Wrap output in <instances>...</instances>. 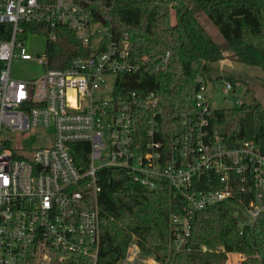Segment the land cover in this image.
Masks as SVG:
<instances>
[{"label": "built area", "instance_id": "obj_1", "mask_svg": "<svg viewBox=\"0 0 264 264\" xmlns=\"http://www.w3.org/2000/svg\"><path fill=\"white\" fill-rule=\"evenodd\" d=\"M108 13L105 0H0V33L6 35L0 37V264H62L75 254L97 264L101 215L95 197L103 167L129 169L140 185L170 187L180 195L170 214L177 248L189 242L196 211L231 203L242 228L264 213V147L249 138L229 141L212 128L205 116L212 106L207 80L199 78L198 113L181 112L168 131L157 118L154 91L143 96L150 115L144 129L136 93L115 98L116 76L139 71L150 58L132 57L127 38L110 39L103 48ZM45 23L70 27L91 55L50 68L44 54L38 58L47 65L41 76L13 77L14 59H33L24 38L38 32L29 25ZM48 37L57 39L54 33ZM223 91L232 92L233 83ZM243 102L236 97L232 106ZM39 127L51 130V144L34 148L30 137L15 145L18 135ZM84 142L86 157L78 145ZM141 252L133 237L120 264H137ZM227 256V264L248 258L242 252Z\"/></svg>", "mask_w": 264, "mask_h": 264}, {"label": "trees", "instance_id": "obj_2", "mask_svg": "<svg viewBox=\"0 0 264 264\" xmlns=\"http://www.w3.org/2000/svg\"><path fill=\"white\" fill-rule=\"evenodd\" d=\"M195 1L217 26L237 60L264 68V0ZM105 2L109 7L110 34L104 38L103 48L110 39L121 43L127 38L132 57L150 58L139 71L116 76L115 98L125 100L136 93L137 118L143 129L150 115L142 100L150 91L158 96L157 118L166 131L181 112L197 114L199 78L211 82L221 78L212 77L208 65L222 59L224 49L192 11V3L187 0ZM95 17L98 18L96 13ZM29 28L47 36L50 68H65L73 58L91 55L90 47L81 44L66 25L30 24ZM52 33L57 35L55 41L48 37ZM0 37L6 35L0 33ZM168 53L169 61L165 63ZM205 116L225 139H254L264 147L262 103L253 100L222 108L210 105ZM78 145H83L79 151L86 157L88 143ZM76 153V159H81L79 152ZM98 183L101 190L95 198L101 215V244L97 264H120L133 237L138 239L143 252L153 254L161 264H226L228 252L247 254L248 258L241 264H264V213L253 226L242 228L231 203L196 211L189 242L177 248L170 214L177 209L181 197L173 188L148 189L133 180L129 169L120 167H103L98 173ZM202 245L220 250L205 252ZM62 264H91V258L75 254Z\"/></svg>", "mask_w": 264, "mask_h": 264}, {"label": "rangeland", "instance_id": "obj_3", "mask_svg": "<svg viewBox=\"0 0 264 264\" xmlns=\"http://www.w3.org/2000/svg\"><path fill=\"white\" fill-rule=\"evenodd\" d=\"M187 1H189V4L192 3V11L215 42L224 49V57L216 61H211L208 65L212 77H221L214 82L208 81V94L211 98L212 106L215 108L231 107L234 105L236 97L247 102L256 100L264 106V68L251 66L237 60L233 53L228 50L224 36L208 15L200 9L195 0ZM96 26L104 29V26L100 24H96ZM47 39L46 35L40 33L26 34L24 45L33 55V59L26 60L20 57L14 59L11 66L13 77L29 80L39 77L46 72L47 65L42 64L38 58L46 54ZM229 81L233 83V91L227 94L226 91H223V88ZM51 133V130L39 127L30 132L18 135L17 140H15V145H21L24 140L31 137L29 142L32 143V147L46 146L53 142ZM152 260H156L153 254L142 251L141 258H139L137 264H147Z\"/></svg>", "mask_w": 264, "mask_h": 264}, {"label": "water", "instance_id": "obj_4", "mask_svg": "<svg viewBox=\"0 0 264 264\" xmlns=\"http://www.w3.org/2000/svg\"><path fill=\"white\" fill-rule=\"evenodd\" d=\"M97 16L102 23L106 22V19L104 18V16L101 13H98ZM3 28H4L3 25H0V30H3Z\"/></svg>", "mask_w": 264, "mask_h": 264}, {"label": "crops", "instance_id": "obj_5", "mask_svg": "<svg viewBox=\"0 0 264 264\" xmlns=\"http://www.w3.org/2000/svg\"><path fill=\"white\" fill-rule=\"evenodd\" d=\"M232 261L234 263H236L237 262V259L236 258H233ZM147 264H161V263L159 261L152 260V261H149V263H147Z\"/></svg>", "mask_w": 264, "mask_h": 264}]
</instances>
